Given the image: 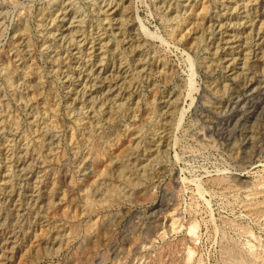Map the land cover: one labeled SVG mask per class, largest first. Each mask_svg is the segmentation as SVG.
<instances>
[{
  "label": "rangeland",
  "instance_id": "1",
  "mask_svg": "<svg viewBox=\"0 0 264 264\" xmlns=\"http://www.w3.org/2000/svg\"><path fill=\"white\" fill-rule=\"evenodd\" d=\"M246 263L264 0H0V264Z\"/></svg>",
  "mask_w": 264,
  "mask_h": 264
},
{
  "label": "bare ground",
  "instance_id": "2",
  "mask_svg": "<svg viewBox=\"0 0 264 264\" xmlns=\"http://www.w3.org/2000/svg\"><path fill=\"white\" fill-rule=\"evenodd\" d=\"M181 118V117H180ZM180 120V119H179ZM241 257V256H240ZM241 260V259H240ZM248 261V260H247ZM247 264V263H246Z\"/></svg>",
  "mask_w": 264,
  "mask_h": 264
}]
</instances>
